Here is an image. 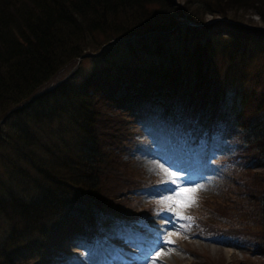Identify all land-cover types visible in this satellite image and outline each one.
Here are the masks:
<instances>
[{"label": "trees", "instance_id": "1", "mask_svg": "<svg viewBox=\"0 0 264 264\" xmlns=\"http://www.w3.org/2000/svg\"><path fill=\"white\" fill-rule=\"evenodd\" d=\"M239 8L263 23H244ZM205 13L224 19L178 23ZM154 87L167 97H152ZM128 96L144 106L135 118L159 117L205 161L236 172L231 204L202 220L198 207L228 186L197 192L190 222L264 251V173L251 169L264 164V0H0V111L16 105L0 119V264L23 253L49 264L66 223L102 238L143 216L128 191L100 190L112 171L101 169L104 159L129 162L137 120L119 116V139L105 129L109 101ZM153 178L124 187L141 193Z\"/></svg>", "mask_w": 264, "mask_h": 264}, {"label": "rangeland", "instance_id": "2", "mask_svg": "<svg viewBox=\"0 0 264 264\" xmlns=\"http://www.w3.org/2000/svg\"><path fill=\"white\" fill-rule=\"evenodd\" d=\"M178 4H183L184 0H175ZM192 6V5H190ZM238 13L239 16L244 20V23L248 24H257L260 25L263 23V21L259 18V16L255 13H253L250 9H243L239 8ZM205 18H209V14H204ZM68 69V66L65 68L60 69L52 78L49 79L47 82V85H52L53 82L60 79L61 76L66 72ZM43 86V87H45ZM154 93L160 94L163 98H166V92L161 89L153 88ZM135 96V95H134ZM125 101H129L126 98H124ZM136 103H140V100L138 97L135 99ZM107 108H105V116L109 117L111 120L110 125L107 124L105 129L107 130L110 136L113 134L118 138L120 134H122L123 130L120 129L119 132L115 131L119 129V116L121 114L127 115V117L131 120L136 119L132 115V110L130 106L127 105V103L117 102L112 103L113 100L109 101ZM131 102V101H130ZM135 103V101H134ZM5 112V110L0 111V116ZM123 115V116H124ZM116 122V125L114 128L112 127V123ZM134 139H142V134L139 132H136L133 134L132 137H126L129 139V141ZM147 138V137H146ZM122 140V139H121ZM115 143V141H113ZM138 149L134 150V146H132V158L128 162V165L123 164L119 167H117V163L115 161L114 153L112 154L111 158H106L103 160L102 168L105 169L107 166L110 169H112L111 174L107 177L106 180H102L99 178V180L103 183L100 185V190L102 194H108L110 195L113 192V196L116 198L118 195H120L121 191H128L129 192V199L132 200V203H135L139 206H145L146 201L151 199H156L157 196L161 195H171L170 192L165 193V189L162 188L163 193H158L154 195L145 194L141 196V193L134 194L132 189H126L124 186H129L130 184H134L136 181V176L139 175L143 179L151 178V175H162V169L160 165H163V168L168 169L170 166L166 164L169 162L170 159L169 153H165L163 155V158L157 154H154L155 152H158L159 150L163 151L167 150V145L163 144V148L160 146H155V151L151 152L149 150L151 144L150 141L147 139L146 142H142L141 144H136ZM174 158V157H173ZM192 163L190 162V159H187L184 162V168L188 167V171H193L195 176H201L200 170H192V167L190 166ZM190 167V168H189ZM144 169V170H143ZM252 170H263L262 173H264V164L255 165L251 168ZM145 171V172H144ZM251 171V170H250ZM244 173V170H241L238 172V177H242ZM163 174H166L163 171ZM130 175V179L126 181L125 177ZM187 175V173H186ZM206 182L211 181L212 177L209 175L205 176ZM194 185L191 184H185L184 186H191ZM118 187H120L119 190H115ZM104 189V190H103ZM107 189V190H105ZM171 188L168 187L166 190H170ZM237 189V185L232 184L225 188L224 195L220 197L219 200H210V201H204L203 205L198 207V211L200 215L202 216V220H205L206 217L203 215L204 212H210V210L215 211L216 207L221 208L223 206H229L231 204V199L234 197V193ZM115 190V191H114ZM210 193H213L215 195H220L219 190H211L207 191ZM113 199V198H111ZM99 208V207H98ZM197 211V212H198ZM235 209H231L226 211L227 215L233 216ZM96 213V211H95ZM218 213V212H217ZM220 213V212H219ZM216 215V214H215ZM150 220H157L160 219L163 223L170 222L169 220H165L163 218L158 217H150L148 218ZM220 221H216V223H219ZM174 227H171V225L165 226V231L167 234L172 233V237H175L178 240V245L171 246L170 249L172 251H166L163 255L159 256V258L163 259V264H221V261H223V264H264V251L261 252H251L246 250L244 247L236 244H232L228 241H222L218 238H215L214 240H207V239H201L195 236H191L189 234H186L182 229L177 232V229H179L180 226H178L176 223L172 222ZM137 229H134V232ZM143 232V230H142ZM87 237V236H86ZM90 237V236H89ZM114 237V236H113ZM92 240L93 238L90 237ZM63 241H61L58 245L51 248L50 253L47 257V262L51 264H96L95 254L98 251L96 250L95 246L89 247V250H84V246L81 247L80 252L70 255L67 258H64L67 252H70L67 247L71 246V242L73 240L81 241V238L78 237L76 234L71 233L69 236ZM90 239V241H92ZM154 242H158L156 239ZM82 245H84V241L82 240ZM90 244V243H89ZM119 245V244H118ZM118 248V247H117ZM68 250V251H67ZM26 251H20V253H23ZM137 253V251H136ZM86 254H90L92 256V260L89 261L86 258ZM126 253H122L121 251H117V253L113 252L112 250H106L105 248L102 250L101 263L100 264H119L112 261L114 258H119L120 256H124ZM34 256V255H33ZM135 257V256H134ZM15 260H12V264H42L38 258L32 257L29 254H21L16 257H14ZM221 258V259H220ZM75 260L81 261V262H75ZM159 262V261H157ZM156 264V263H155Z\"/></svg>", "mask_w": 264, "mask_h": 264}, {"label": "snow or ice", "instance_id": "3", "mask_svg": "<svg viewBox=\"0 0 264 264\" xmlns=\"http://www.w3.org/2000/svg\"><path fill=\"white\" fill-rule=\"evenodd\" d=\"M161 169L166 173L167 179L162 180V183H170L175 185V188L171 190V195H164L160 198L158 203L166 205V210L169 212H173L175 218L180 220L191 221L193 218L190 216H184L180 211H176L177 208L183 209L192 206L196 203V193L198 191L204 190L205 185L196 183L195 186L185 187L184 185L188 183L187 177L181 178L177 175L176 172H169L168 169L163 168V165H160ZM186 228L185 225H180L177 232L180 229ZM172 233H169L168 236L163 237V242L166 244L174 243L169 239ZM172 251V249H169ZM161 256V252L157 251L155 256L150 257L151 264H155L157 257ZM149 257H146L145 264H148Z\"/></svg>", "mask_w": 264, "mask_h": 264}, {"label": "bare ground", "instance_id": "4", "mask_svg": "<svg viewBox=\"0 0 264 264\" xmlns=\"http://www.w3.org/2000/svg\"><path fill=\"white\" fill-rule=\"evenodd\" d=\"M156 77V76H155ZM153 232V231H152Z\"/></svg>", "mask_w": 264, "mask_h": 264}]
</instances>
